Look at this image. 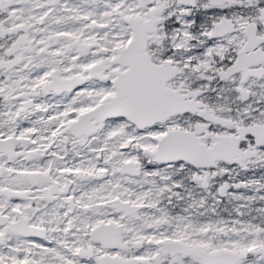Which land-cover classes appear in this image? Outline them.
<instances>
[{"label": "snow or ice", "instance_id": "obj_1", "mask_svg": "<svg viewBox=\"0 0 264 264\" xmlns=\"http://www.w3.org/2000/svg\"><path fill=\"white\" fill-rule=\"evenodd\" d=\"M0 264H264V0H0Z\"/></svg>", "mask_w": 264, "mask_h": 264}]
</instances>
